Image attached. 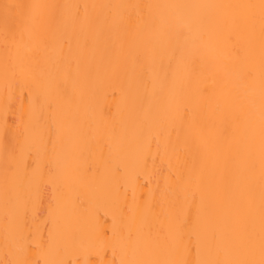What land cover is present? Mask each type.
I'll use <instances>...</instances> for the list:
<instances>
[{"label": "bare ground", "instance_id": "1", "mask_svg": "<svg viewBox=\"0 0 264 264\" xmlns=\"http://www.w3.org/2000/svg\"><path fill=\"white\" fill-rule=\"evenodd\" d=\"M0 264H264V0H0Z\"/></svg>", "mask_w": 264, "mask_h": 264}]
</instances>
